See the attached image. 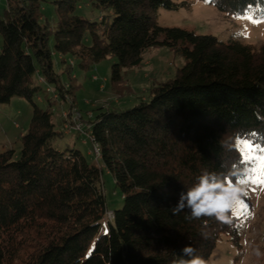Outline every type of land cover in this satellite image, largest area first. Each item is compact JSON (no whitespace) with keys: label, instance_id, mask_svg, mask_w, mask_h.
Returning <instances> with one entry per match:
<instances>
[{"label":"trees","instance_id":"trees-1","mask_svg":"<svg viewBox=\"0 0 264 264\" xmlns=\"http://www.w3.org/2000/svg\"><path fill=\"white\" fill-rule=\"evenodd\" d=\"M204 1L227 16L264 19V0ZM3 2L0 106L18 96L33 112L20 151L0 149V264H174L186 245L208 264L222 235L239 247L241 222L232 210L231 223H222L215 216L186 219L189 209L173 214L172 208L205 170L237 184L244 168L237 137L264 146V44L160 26L159 8L177 10L190 0ZM84 5L94 17L83 15ZM158 46L183 57L173 77L132 107L79 115L80 134L90 137L101 165L80 149L54 146L78 132L63 129L74 124L71 107L58 129L54 121L57 102L76 104L77 89L62 75L115 57L112 83H119L124 69L140 67L144 51ZM104 168L123 196L121 208H107ZM108 211L113 217L104 231Z\"/></svg>","mask_w":264,"mask_h":264},{"label":"rangeland","instance_id":"rangeland-1","mask_svg":"<svg viewBox=\"0 0 264 264\" xmlns=\"http://www.w3.org/2000/svg\"><path fill=\"white\" fill-rule=\"evenodd\" d=\"M4 0H0V7ZM181 2L182 0H175ZM46 15L55 23L57 14L51 3H45ZM83 15L94 17L95 13L87 5L83 6ZM249 15V14H248ZM241 16H227L220 13L215 6L204 0H190V5L177 10L166 8L158 9V22L160 26L183 27L198 34L215 35L222 41L230 39L242 40L251 45L264 44V19H251ZM258 22H253V21ZM0 34V43L2 42ZM144 60L140 67L128 68L122 71V80L112 83L113 69L117 63L115 57L103 59L91 70L85 71L76 68L71 74L62 75L70 87L74 84L76 90V104L69 101L57 102L55 105L54 121L59 128L61 117L71 115L91 116L98 107L126 109L145 99L154 85L166 81L174 76L177 69L183 65V57L167 46L151 47L144 51ZM72 65L74 60H69ZM60 71V65L56 66ZM43 81V80H41ZM47 88L42 84L40 94L44 97ZM44 99V98H43ZM41 108L47 107L46 100L35 97ZM80 110H79V109ZM33 105L23 97H13L10 103L0 106V149L14 147L20 151V136L25 134L30 124ZM82 113V114H81ZM55 147L64 150L75 147L80 149L91 163L101 165V161L94 154V145L86 134L73 132L53 141ZM232 184H235L232 182ZM101 185L106 197L107 208L115 210L123 207V196L116 187L112 174L103 169ZM243 193L239 199L247 205L249 215L240 216L241 245L237 247L230 236L222 235L214 248L208 264H264V186L258 184L240 185ZM109 213V214H108ZM101 221L104 231L107 230L111 211Z\"/></svg>","mask_w":264,"mask_h":264},{"label":"clouds","instance_id":"clouds-1","mask_svg":"<svg viewBox=\"0 0 264 264\" xmlns=\"http://www.w3.org/2000/svg\"><path fill=\"white\" fill-rule=\"evenodd\" d=\"M243 192L240 184L228 183L220 175L205 170L196 177V183L191 188L180 193L179 201L172 208V212L177 214L187 208L190 216H186V219L215 216L222 223H231L228 213ZM181 252L180 258L174 264H205L191 245H186Z\"/></svg>","mask_w":264,"mask_h":264},{"label":"snow or ice","instance_id":"snow-or-ice-1","mask_svg":"<svg viewBox=\"0 0 264 264\" xmlns=\"http://www.w3.org/2000/svg\"><path fill=\"white\" fill-rule=\"evenodd\" d=\"M242 18L251 19L252 17L246 13ZM253 22L258 21L254 20ZM252 135L254 136L255 134ZM235 149L240 153L239 163L244 166L236 183L240 185L258 184L264 186V146L251 138L237 137ZM227 182L232 183L230 180ZM243 195L246 196L247 193L245 192ZM232 212L237 217L249 215L247 205L239 198L235 201Z\"/></svg>","mask_w":264,"mask_h":264},{"label":"built area","instance_id":"built-area-1","mask_svg":"<svg viewBox=\"0 0 264 264\" xmlns=\"http://www.w3.org/2000/svg\"><path fill=\"white\" fill-rule=\"evenodd\" d=\"M41 80H43V79H41ZM79 117L80 116H78V115L74 117V124H72V125L70 123L66 122L63 129H65V131L68 133H71L73 131H78L79 133H84L85 132L83 130L84 123L81 120H79ZM95 151H96V153H98L97 146H95ZM112 217H113L112 212L110 213V216L107 215V218H109V219H111Z\"/></svg>","mask_w":264,"mask_h":264}]
</instances>
